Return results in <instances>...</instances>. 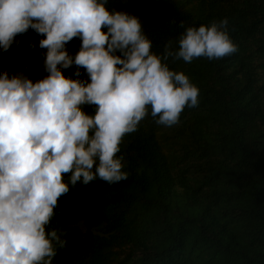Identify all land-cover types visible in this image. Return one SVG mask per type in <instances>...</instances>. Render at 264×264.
I'll use <instances>...</instances> for the list:
<instances>
[{
    "label": "trees",
    "instance_id": "obj_1",
    "mask_svg": "<svg viewBox=\"0 0 264 264\" xmlns=\"http://www.w3.org/2000/svg\"><path fill=\"white\" fill-rule=\"evenodd\" d=\"M108 7L140 17L157 55L188 27L223 18L237 51L166 61L199 89L198 105L171 126L149 114L123 137L117 156L126 180L77 184L59 198L49 227L65 231L67 243L52 264H264V0H110ZM41 38L30 29L19 47L0 52V72L46 75L44 50L28 47ZM80 44L74 38L67 48L74 54Z\"/></svg>",
    "mask_w": 264,
    "mask_h": 264
},
{
    "label": "clouds",
    "instance_id": "obj_2",
    "mask_svg": "<svg viewBox=\"0 0 264 264\" xmlns=\"http://www.w3.org/2000/svg\"><path fill=\"white\" fill-rule=\"evenodd\" d=\"M110 0H0V52L31 29L46 75L0 72V264H52L67 233L50 228L61 196L77 184L128 178L117 156L126 134L149 114L171 126L199 89L166 61L222 58L237 51L227 18L188 27L161 55L140 17ZM81 41L70 53L67 44ZM74 68L73 76L65 70ZM81 69L87 78L81 79ZM84 106H92L90 114ZM150 110V111H149Z\"/></svg>",
    "mask_w": 264,
    "mask_h": 264
}]
</instances>
